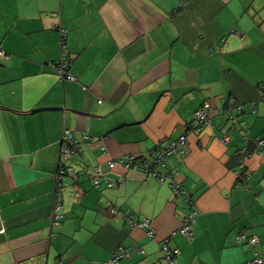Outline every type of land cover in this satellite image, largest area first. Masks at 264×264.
Wrapping results in <instances>:
<instances>
[{
    "label": "crops",
    "instance_id": "crops-1",
    "mask_svg": "<svg viewBox=\"0 0 264 264\" xmlns=\"http://www.w3.org/2000/svg\"><path fill=\"white\" fill-rule=\"evenodd\" d=\"M56 24L67 31L77 82L53 71ZM0 48L8 54L0 61V264H164L167 239L177 264H246L255 255L264 264V157L253 142L264 139V101L256 114L250 106L264 81V0H0ZM230 98L244 106L236 123L224 111ZM46 107L59 110L32 113ZM203 107L210 127L198 135L192 121ZM66 129L92 139L66 162L79 173L63 178V218L53 227ZM184 133L182 152L161 171L191 196L190 240L171 238L189 207L166 184L116 165L107 176L118 185L94 188L87 173L125 155L150 162ZM144 220L153 238L130 226ZM241 230L258 238L254 248L236 242ZM118 248L128 256L112 262Z\"/></svg>",
    "mask_w": 264,
    "mask_h": 264
},
{
    "label": "built area",
    "instance_id": "built-area-1",
    "mask_svg": "<svg viewBox=\"0 0 264 264\" xmlns=\"http://www.w3.org/2000/svg\"><path fill=\"white\" fill-rule=\"evenodd\" d=\"M186 0H182L184 3ZM56 16V15H54ZM53 29L59 35V44H60V58L54 62L53 71L57 75V77L62 81H70L77 82V79L71 75L68 71V66L66 62L65 55V41L67 39V31L62 28L59 24H56ZM8 58V54L4 52L0 48V61L6 60ZM258 101H264V81L258 88V98L257 101H254L250 104L251 111L253 114H256V105ZM101 102L100 100L98 101ZM244 106L237 104L235 100L228 99L224 111L227 114V117L231 123H236L238 116L243 112ZM208 110L207 107H203L197 110L194 113L193 121H192V130L195 131L198 135L202 134L206 128L210 127V120L208 118ZM92 139V136L88 133H80V132H71L70 130H64L59 141L60 149L59 156L57 161V168L53 175L54 179V202H53V210L51 215V225L53 227H58L61 224L63 218V178L68 175H78V170L66 164L69 159H72L76 154L81 153L83 151L82 145L84 142ZM107 139V136L99 137V142L101 144L100 150L105 152L106 148L104 143ZM187 140V133H184L177 138L171 140L165 147L158 149L155 151L153 158L150 162H146L143 159L136 158L134 156H121L117 160H110L106 163V167L102 168L100 165L92 166L88 170V175L92 179V185L94 188H99L101 186H105L108 189H113L118 185V182L112 179H109L107 176L116 165H120L125 169H137L140 172L146 174V176L150 178L156 179L161 184H166L171 192L173 193L174 198L177 200L184 201L188 207L189 211L185 216L184 222L181 228L174 232L171 235V238L175 236L177 233L183 235L188 240L192 239V225L195 223L197 212L193 208V203L191 200V196L189 192L179 186L171 172H162V169L166 168V161L169 157L177 152H182V148ZM243 140H247V136H243ZM229 139L227 137H223L221 140L222 143H227ZM255 145L254 152L258 153L262 157H264V139L263 138H255L253 140ZM237 175V183H242L245 178L244 169L241 166L240 171L236 173ZM117 212L116 208H111L110 213L115 214ZM130 226H136L143 231L149 238H153L155 235V231L150 225L148 220H144L140 223L130 222ZM53 237V234L50 235ZM235 240L238 244L245 246L246 248H254L258 243V238L256 236H248L245 233V230H241L235 237ZM140 253H143V250H139ZM160 251L162 253V262L164 264H177V255L179 253L177 248L171 247L169 245V239L165 240L161 247ZM127 251L122 248H118L111 256V261L116 262L124 257H127ZM262 259L255 255L250 261L246 264H262Z\"/></svg>",
    "mask_w": 264,
    "mask_h": 264
},
{
    "label": "water",
    "instance_id": "water-1",
    "mask_svg": "<svg viewBox=\"0 0 264 264\" xmlns=\"http://www.w3.org/2000/svg\"><path fill=\"white\" fill-rule=\"evenodd\" d=\"M59 110V108H50V107H46V108H38V109H34L32 110V113H39V112H43V111H57ZM228 118V117H227ZM229 120V119H228Z\"/></svg>",
    "mask_w": 264,
    "mask_h": 264
}]
</instances>
